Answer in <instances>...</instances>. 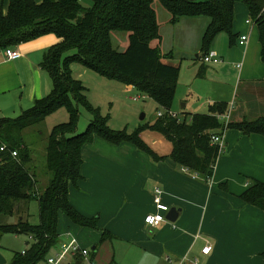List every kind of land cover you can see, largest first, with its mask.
Returning <instances> with one entry per match:
<instances>
[{"label":"crops","instance_id":"0c3cea01","mask_svg":"<svg viewBox=\"0 0 264 264\" xmlns=\"http://www.w3.org/2000/svg\"><path fill=\"white\" fill-rule=\"evenodd\" d=\"M34 1L39 4L41 0ZM8 4L9 0H0L3 15ZM153 10L160 39L150 46L159 49L164 64L179 68L173 104L180 87L188 90L186 96L199 97L195 93L201 91L203 83H197L198 80L211 84L206 103L201 100L200 105H189L185 100L180 112L172 105L171 112L176 117L206 113V106L215 102L227 103L230 122L252 121L264 116L261 47L257 28L244 4L235 3L233 39L226 34L217 36L210 51L220 61L210 65L200 58V41L208 19L181 18L171 24V15L165 9L166 13ZM241 37H246L242 44ZM57 42L55 36L46 35L0 51V119L19 116L50 93L52 81L42 63L48 49ZM9 51H17L20 57L7 60ZM202 66L206 70L198 78ZM110 82L113 81L100 79L97 84L104 88ZM87 101L94 107L88 96ZM94 108L104 116L99 106ZM152 143L156 145V141ZM97 146H103L106 157L97 153ZM117 150H122L121 154ZM153 152L159 157L169 155ZM117 164L123 166L119 167L120 171H113ZM181 169L169 159L154 161L129 143L113 145L95 137L81 151V180L69 186L68 201L80 215L96 218L99 230L78 227L63 214L65 218H59L60 213L58 246L51 253L59 249L64 240L61 237L69 233L81 247L90 250L81 264H127L129 260L117 259L115 244L120 242L132 245V264H264L261 256L264 254V212L239 198L247 188V180L264 182V138L225 130L224 145L208 183L199 182L189 170L184 173ZM155 188L162 191L164 205L180 212L176 222L166 221L150 228L144 218L155 212ZM104 232L109 234L108 239L98 244ZM30 241V238L26 240L25 249ZM205 247H210L207 254L202 253Z\"/></svg>","mask_w":264,"mask_h":264},{"label":"trees","instance_id":"16d2710c","mask_svg":"<svg viewBox=\"0 0 264 264\" xmlns=\"http://www.w3.org/2000/svg\"><path fill=\"white\" fill-rule=\"evenodd\" d=\"M171 15V24L181 18L208 19L200 41V58L210 52L220 34L233 39L234 5L241 2L258 31L260 58L264 64V0H158ZM153 0H9L5 15L0 12V51L22 43L53 35L58 42L44 56L42 67L52 81V90L16 118L0 119V216H16L13 224L0 223V242L5 234L25 235L32 239L23 252H15L6 264H42L58 246L57 224L61 213L81 228L99 230L97 219L80 215L68 201L70 185L81 180V151L98 137L110 144L129 143L154 161L169 159L208 183L213 176L219 146L211 137L227 129L245 136L264 138V116L252 121L228 122L218 119L227 113L228 105L215 102L207 113L186 114L182 118L169 113L173 105L179 68L164 64L158 48L150 43L159 40V26L152 7ZM128 33L123 52L112 46L111 33ZM75 53L65 58L68 52ZM96 73L107 80L131 87L151 99L161 110L152 123L132 134L113 131L108 118L87 101L86 88L70 71L74 65ZM206 68H199L197 77ZM78 107L92 115L84 132L74 134L79 117ZM65 109L68 120L54 126L47 136L45 168L51 178L45 189H37L36 175L28 168L32 151L23 139V131L46 117ZM143 131L161 135L171 144L166 157H159L140 137ZM16 156L13 157L12 153ZM239 198L264 212V182L251 180ZM36 202L38 223L29 222V205ZM104 232L98 244L108 239ZM92 251V254H94ZM90 254V253H89ZM264 260V254L261 255ZM81 257L73 263L81 264Z\"/></svg>","mask_w":264,"mask_h":264},{"label":"rangeland","instance_id":"374dc122","mask_svg":"<svg viewBox=\"0 0 264 264\" xmlns=\"http://www.w3.org/2000/svg\"><path fill=\"white\" fill-rule=\"evenodd\" d=\"M153 9L164 11L160 4L155 0L152 4ZM111 40L115 50L118 52H123L128 45V33L126 32H112ZM153 45V43H152ZM75 52L70 51L64 55L63 58L73 55ZM194 58V57H193ZM210 65V64H207ZM184 68V65H183ZM72 77L80 82L87 90V96L93 101V106H99L101 112L108 118V127L113 131H123L126 134H132L137 128L148 123H152L157 118V113H160L157 105L148 97L143 96L141 93L137 92L135 89H127L121 83L110 82L106 83L104 88L98 87V81H107L100 78L96 73L87 70L80 65H75L70 67ZM184 73V71H183ZM183 79V78H182ZM204 80H198L197 83H203L201 91H197L195 95L197 96H186L188 95V90L186 88L180 87L175 101L173 104V109L180 112L182 104L188 101L189 105L199 104L201 100L206 103L205 99L207 93H210L211 84L210 82H201ZM205 83V84H204ZM109 85V86H108ZM141 97L138 101H133L134 97ZM185 98V99H184ZM184 99V100H183ZM179 100H182L181 102ZM209 105L206 106V111H208ZM182 110V109H181ZM159 111V112H158ZM78 121L77 127L74 134H80L85 131L87 125L92 120V115L87 112L84 108L78 107ZM207 113V112H206ZM16 118V117H14ZM180 118H182L180 116ZM68 120V115L65 109H60L57 112L46 117L42 122L33 125L23 131V139L29 149L32 151V163L28 168L36 175L37 179V189L39 192L43 191L51 178L50 172L45 168V148L47 136L51 129L61 123H65ZM143 141L152 146L153 141H156V145L152 146L153 150L166 155L170 153L171 144L167 142L161 135L153 133L150 131H143L140 134ZM103 143V142H101ZM104 145H107L103 143ZM149 146V147H150ZM97 153L101 156L106 157L107 153L103 146H97L95 149ZM122 150H117V154H121ZM109 155V154H108ZM120 158V157H116ZM123 166L121 164L115 165L113 171H120L119 167ZM105 172V171H104ZM193 177V174L190 173ZM199 180V179H197ZM201 182V181H199ZM248 184L251 180H247ZM202 183V182H201ZM29 222L33 225L38 223V207L36 202H31L28 210ZM97 217V215H95ZM64 217L62 214L59 218ZM65 218V217H64ZM63 219V218H62ZM17 217H6L0 216V223L2 224H13L16 222ZM60 225H62L60 223ZM29 239L25 235H14L5 234L1 239V251L0 254L4 257L8 263L15 252L25 251V242ZM62 243H67L69 240L67 236L61 237ZM31 242V241H30ZM120 245V246H118ZM117 246V247H116ZM115 250L118 260H129L127 264H132V245L127 242H120V244H115ZM90 251V250H89ZM125 252L127 255L125 256ZM73 259L69 258V262ZM87 264V263H85Z\"/></svg>","mask_w":264,"mask_h":264},{"label":"built area","instance_id":"2783aa9c","mask_svg":"<svg viewBox=\"0 0 264 264\" xmlns=\"http://www.w3.org/2000/svg\"><path fill=\"white\" fill-rule=\"evenodd\" d=\"M246 40V37H241L240 43L242 44ZM20 57V54L17 51H9L6 53L7 60H15ZM202 61L205 64H215L218 63L219 57L212 51H210L207 55L202 57ZM143 96L134 97L133 101H138ZM162 112L157 113V116H161ZM172 117H176L172 112L169 113ZM218 119L226 125L229 122V114H225L223 116H218ZM224 132L213 135L211 137V144L212 145H218L219 146V152L222 150L224 145ZM0 151H3V147L0 149ZM12 156L15 157L16 153L13 152ZM182 172L188 173V169L182 168ZM193 178L197 179V175L193 173ZM161 193L162 191L158 188L154 189L153 192V204L155 212L148 214L144 218V223L150 227V228H157L162 223L166 222L165 219L166 213L169 211L170 207L164 205L161 202ZM68 242L67 243H60L59 249L53 253H50L45 261L42 264H70L69 258H72L74 260L75 257H81L83 259H86L89 255V250L86 248H83L79 245L78 241L71 235L67 234ZM32 241V239H31ZM210 250V247H205L202 249L203 254H207ZM171 262L170 260H168Z\"/></svg>","mask_w":264,"mask_h":264},{"label":"water","instance_id":"95a60500","mask_svg":"<svg viewBox=\"0 0 264 264\" xmlns=\"http://www.w3.org/2000/svg\"><path fill=\"white\" fill-rule=\"evenodd\" d=\"M179 212H180V209H177L175 207H171L169 209V211L166 213L165 219L170 223H174V222H176V220L178 218ZM0 264H6V260L4 259V257L1 254H0Z\"/></svg>","mask_w":264,"mask_h":264}]
</instances>
